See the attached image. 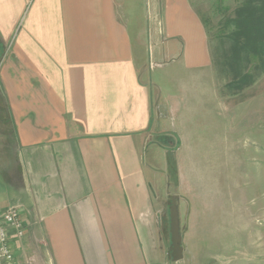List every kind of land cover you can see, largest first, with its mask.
Instances as JSON below:
<instances>
[{"label":"crops","instance_id":"0c3cea01","mask_svg":"<svg viewBox=\"0 0 264 264\" xmlns=\"http://www.w3.org/2000/svg\"><path fill=\"white\" fill-rule=\"evenodd\" d=\"M170 2L153 3L148 27L141 0H0V218L21 214L19 264H184L169 258L152 144L175 134L155 117L139 47L165 34L180 52L163 56L187 76L217 71L192 1ZM262 219L238 233L244 264L264 262Z\"/></svg>","mask_w":264,"mask_h":264},{"label":"rangeland","instance_id":"374dc122","mask_svg":"<svg viewBox=\"0 0 264 264\" xmlns=\"http://www.w3.org/2000/svg\"><path fill=\"white\" fill-rule=\"evenodd\" d=\"M155 1L141 0L145 11L138 17L148 27L153 26ZM191 1L206 28L217 75L206 80L187 76L175 61L163 56L180 52L175 42H166L165 34L153 39L147 36L139 47L144 64L141 76L151 85L155 117L159 110L163 129L175 134L164 133L152 142L163 150H156V165L165 169L159 216L168 243L174 199L181 243L186 247L184 264H244L236 255L240 250L237 241L242 238L246 243L248 237L238 233L248 228V218L258 210L260 216L264 213V67L259 61L249 66L253 83L242 90L224 88L225 79L228 84L233 79L227 66L230 43L224 38L230 30L224 24L241 0ZM158 2L164 9L171 4L170 0ZM165 20L166 12L162 25ZM200 83L206 86L204 91H185ZM152 153L146 154L148 162ZM170 158L177 166L174 179ZM260 224L259 231L264 233L263 219Z\"/></svg>","mask_w":264,"mask_h":264},{"label":"trees","instance_id":"16d2710c","mask_svg":"<svg viewBox=\"0 0 264 264\" xmlns=\"http://www.w3.org/2000/svg\"><path fill=\"white\" fill-rule=\"evenodd\" d=\"M224 35L230 43L227 66L231 70L232 81L228 84L235 90L253 83V76L247 70L255 61L264 67V0H241L233 17L226 19ZM169 170L173 179L177 176V166L169 159Z\"/></svg>","mask_w":264,"mask_h":264},{"label":"built area","instance_id":"2783aa9c","mask_svg":"<svg viewBox=\"0 0 264 264\" xmlns=\"http://www.w3.org/2000/svg\"><path fill=\"white\" fill-rule=\"evenodd\" d=\"M14 231V238L23 239L26 234L25 224L19 210L12 209L0 218V264H19L13 248L9 230Z\"/></svg>","mask_w":264,"mask_h":264},{"label":"water","instance_id":"95a60500","mask_svg":"<svg viewBox=\"0 0 264 264\" xmlns=\"http://www.w3.org/2000/svg\"><path fill=\"white\" fill-rule=\"evenodd\" d=\"M170 234H171V247L169 251V258L174 262L183 259L184 246L182 245V236L179 233V219L178 210L173 199L170 207Z\"/></svg>","mask_w":264,"mask_h":264}]
</instances>
